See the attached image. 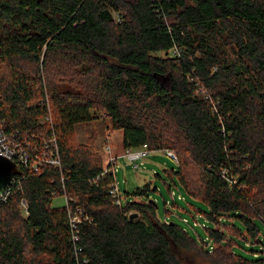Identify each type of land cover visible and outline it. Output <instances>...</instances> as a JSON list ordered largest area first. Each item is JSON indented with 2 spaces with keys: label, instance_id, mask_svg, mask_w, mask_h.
I'll use <instances>...</instances> for the list:
<instances>
[{
  "label": "trees",
  "instance_id": "obj_1",
  "mask_svg": "<svg viewBox=\"0 0 264 264\" xmlns=\"http://www.w3.org/2000/svg\"><path fill=\"white\" fill-rule=\"evenodd\" d=\"M98 118L115 154H177L176 213L150 181L113 201L97 134L75 137ZM0 120L61 156L0 196V264H264V0H0Z\"/></svg>",
  "mask_w": 264,
  "mask_h": 264
},
{
  "label": "built area",
  "instance_id": "obj_2",
  "mask_svg": "<svg viewBox=\"0 0 264 264\" xmlns=\"http://www.w3.org/2000/svg\"><path fill=\"white\" fill-rule=\"evenodd\" d=\"M116 15L117 21H121V15L113 11ZM173 52H175L173 50ZM204 92V89H202ZM47 120H51V115L46 117ZM105 149L109 153L108 165L104 172H112L114 174V181L110 184V193L112 195L113 201L117 204H121L124 201L123 194L120 192L119 184L116 179V171L118 165V158H125L135 170H142L147 168L145 166L146 158L150 155L152 150H150L147 144H143L140 147H132L125 149L121 154H115L112 151V146L109 144L107 139ZM0 154L7 157L8 159L16 162L18 165H24L29 169H37L43 164L49 163L55 166H61V156L57 137L54 133L50 135L49 138L42 135V140H38L32 133L21 132L18 128L6 131L3 128L2 122L0 120ZM164 154L172 159L176 165L179 163V158L177 154L171 150H164ZM155 173V170H153ZM12 184V183H11ZM8 186L1 197L6 198L8 195ZM172 196L179 199L184 198L183 195L178 194L175 190L172 191ZM65 204L68 206V213L70 214L71 226L76 230L77 224L85 219L84 211L80 205H76V209L69 206L70 198L64 195ZM26 210V205L23 204ZM87 218V216H86ZM187 220V219H185ZM76 238V235H75Z\"/></svg>",
  "mask_w": 264,
  "mask_h": 264
},
{
  "label": "rangeland",
  "instance_id": "obj_3",
  "mask_svg": "<svg viewBox=\"0 0 264 264\" xmlns=\"http://www.w3.org/2000/svg\"><path fill=\"white\" fill-rule=\"evenodd\" d=\"M106 124L111 126V121L109 119L105 120L103 118H98L90 122L77 124L75 126V137H77L78 141L85 143L87 142L90 136L96 133L98 149L100 153L102 154L105 162L108 163L109 153L105 149V145H106L105 141H107V139L109 140V143L112 146V151L114 153L116 146H119L118 149L122 147L123 134L121 130H114V131L107 130L105 126ZM155 151H161L162 153H164V150H152V152H155ZM145 166L147 168L142 169V170H135L125 158L123 157L118 158L116 179L118 181L121 194L125 195L126 191L131 192L137 186L143 185L144 183L150 181L153 186L158 187L160 190V192H153V196L156 197L157 202L160 205V211L162 212V214L164 213V208L166 207L176 213V209L172 206L171 203H168L169 206H165V203H164L165 199H168L171 201L173 199V196L169 192L168 186L166 184V182L168 183L169 181H171V178L169 177L165 169L169 171L172 167L176 166V163H174L172 159L166 156L165 154H160V155H156L153 157L148 156L145 161ZM153 169H156V172L159 173L158 176L153 174ZM174 188L176 189L175 191L178 194H181L180 193L182 192L180 191L181 187L179 188V186L178 187L174 186ZM177 200L180 201L181 203L184 202V200H180L179 198ZM53 204L54 205H64L65 204L64 196L59 195V196L54 197ZM200 204L199 205L204 210H207L208 207L204 203L203 204L200 203ZM177 214L179 215L180 213H177ZM185 214L186 213H184V215ZM175 217L178 221L183 223L182 222L183 220L181 218L177 217V215H175ZM198 220L199 222H201V221H204L205 219L202 218L201 216V217H198ZM186 226L190 229L191 232H193V234L198 239L200 238L198 237L196 233H199L201 234L203 238H206L207 232L204 228L201 227V225L195 226L192 228L188 224H186ZM262 228L264 227L262 226ZM242 252L245 254H249V252H246L244 250H242Z\"/></svg>",
  "mask_w": 264,
  "mask_h": 264
},
{
  "label": "water",
  "instance_id": "obj_4",
  "mask_svg": "<svg viewBox=\"0 0 264 264\" xmlns=\"http://www.w3.org/2000/svg\"><path fill=\"white\" fill-rule=\"evenodd\" d=\"M23 170L16 162L0 154V196L13 182L16 175L22 174ZM139 213L133 211L129 214L130 219L137 218Z\"/></svg>",
  "mask_w": 264,
  "mask_h": 264
},
{
  "label": "crops",
  "instance_id": "obj_5",
  "mask_svg": "<svg viewBox=\"0 0 264 264\" xmlns=\"http://www.w3.org/2000/svg\"><path fill=\"white\" fill-rule=\"evenodd\" d=\"M117 147V146H116ZM160 154H164V153H162L161 151H155V152H152V153H150V157H153V156H156V155H160ZM152 160V159H151ZM152 162H154V161H152ZM153 170H155L156 171V169H153Z\"/></svg>",
  "mask_w": 264,
  "mask_h": 264
}]
</instances>
